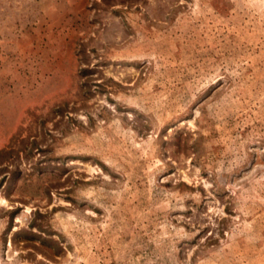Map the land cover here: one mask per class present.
I'll use <instances>...</instances> for the list:
<instances>
[{
	"label": "rangeland",
	"instance_id": "374dc122",
	"mask_svg": "<svg viewBox=\"0 0 264 264\" xmlns=\"http://www.w3.org/2000/svg\"><path fill=\"white\" fill-rule=\"evenodd\" d=\"M0 264H264V0H0Z\"/></svg>",
	"mask_w": 264,
	"mask_h": 264
}]
</instances>
